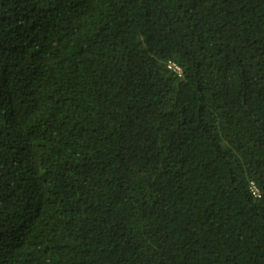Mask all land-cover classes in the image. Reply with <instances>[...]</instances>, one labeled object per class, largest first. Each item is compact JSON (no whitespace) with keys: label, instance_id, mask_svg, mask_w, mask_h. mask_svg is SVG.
<instances>
[{"label":"trees","instance_id":"16d2710c","mask_svg":"<svg viewBox=\"0 0 264 264\" xmlns=\"http://www.w3.org/2000/svg\"><path fill=\"white\" fill-rule=\"evenodd\" d=\"M0 264H264V0H0Z\"/></svg>","mask_w":264,"mask_h":264},{"label":"built area","instance_id":"2783aa9c","mask_svg":"<svg viewBox=\"0 0 264 264\" xmlns=\"http://www.w3.org/2000/svg\"><path fill=\"white\" fill-rule=\"evenodd\" d=\"M167 67L169 69L173 70L174 72H176L177 74H180V68L176 64H174L173 62H169ZM249 192L255 198L260 196L258 187L253 182H251L249 184Z\"/></svg>","mask_w":264,"mask_h":264}]
</instances>
